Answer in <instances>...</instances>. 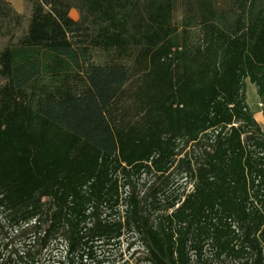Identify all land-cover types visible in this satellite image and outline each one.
Segmentation results:
<instances>
[{"label": "trees", "instance_id": "obj_1", "mask_svg": "<svg viewBox=\"0 0 264 264\" xmlns=\"http://www.w3.org/2000/svg\"><path fill=\"white\" fill-rule=\"evenodd\" d=\"M24 2L15 40L0 0V264H264V0Z\"/></svg>", "mask_w": 264, "mask_h": 264}, {"label": "rangeland", "instance_id": "obj_2", "mask_svg": "<svg viewBox=\"0 0 264 264\" xmlns=\"http://www.w3.org/2000/svg\"><path fill=\"white\" fill-rule=\"evenodd\" d=\"M18 8H20V10H17L16 8L15 9L17 11H19L20 13L24 14V22H23V26L21 29H18V28L14 29V32L16 33L15 40H17L24 33V31L27 29L28 20L30 18V8L25 4V2L23 3V5L21 7H18ZM71 16L74 19H79L78 11L73 9L71 11ZM13 27H14V24H12V28ZM10 42H11L10 35L5 36V35L0 34V52ZM4 82H5V80L0 76V84H3ZM247 97H248V103L253 108L255 115H256V113L260 110V108H259L260 99L258 96L256 85L251 83V82H248ZM261 108L263 109V105L261 106ZM261 126L264 130V120H263ZM171 184H172V189L175 191V193H183L185 191L188 192L192 189V184L190 183V180L187 179L186 176L183 174L174 175V178H173ZM144 189H145V182H144V179H142L138 183V190L143 191ZM127 245H128L127 241L125 240L120 246L121 250H118V253H121V252L124 253L125 258L130 257L131 253L133 252V249H131L130 251L127 249ZM135 245H139V244H135ZM119 262H121V260L120 261L118 260L117 264H119Z\"/></svg>", "mask_w": 264, "mask_h": 264}, {"label": "crops", "instance_id": "obj_3", "mask_svg": "<svg viewBox=\"0 0 264 264\" xmlns=\"http://www.w3.org/2000/svg\"><path fill=\"white\" fill-rule=\"evenodd\" d=\"M13 6L17 9L20 10V8L24 3V0H9ZM19 5V6H18ZM259 108L260 110L256 113L255 118L257 119V121L262 124L263 120H264V114H263V109L261 108V102L259 101Z\"/></svg>", "mask_w": 264, "mask_h": 264}, {"label": "built area", "instance_id": "obj_4", "mask_svg": "<svg viewBox=\"0 0 264 264\" xmlns=\"http://www.w3.org/2000/svg\"><path fill=\"white\" fill-rule=\"evenodd\" d=\"M263 104L261 103V106H262Z\"/></svg>", "mask_w": 264, "mask_h": 264}]
</instances>
